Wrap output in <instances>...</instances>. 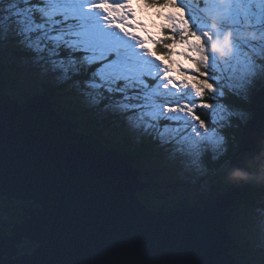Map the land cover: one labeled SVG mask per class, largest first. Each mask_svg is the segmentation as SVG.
Instances as JSON below:
<instances>
[{
	"label": "snow or ice",
	"instance_id": "6c2138e0",
	"mask_svg": "<svg viewBox=\"0 0 264 264\" xmlns=\"http://www.w3.org/2000/svg\"><path fill=\"white\" fill-rule=\"evenodd\" d=\"M9 42L197 171L234 168L226 130L245 142L264 132V0H0V44ZM25 231L0 237V251Z\"/></svg>",
	"mask_w": 264,
	"mask_h": 264
},
{
	"label": "water",
	"instance_id": "95a60500",
	"mask_svg": "<svg viewBox=\"0 0 264 264\" xmlns=\"http://www.w3.org/2000/svg\"><path fill=\"white\" fill-rule=\"evenodd\" d=\"M5 86L0 75V196L28 204L10 225L11 232L23 224L25 238L0 251L3 264H242L232 253L238 244L229 209L252 190L249 181L229 185L203 206L150 208L139 192L151 184L135 156L82 131L45 94L22 101ZM263 134L256 128L245 142L240 133L233 163L246 152L258 157ZM24 240L35 247L22 252Z\"/></svg>",
	"mask_w": 264,
	"mask_h": 264
},
{
	"label": "trees",
	"instance_id": "16d2710c",
	"mask_svg": "<svg viewBox=\"0 0 264 264\" xmlns=\"http://www.w3.org/2000/svg\"><path fill=\"white\" fill-rule=\"evenodd\" d=\"M27 59L25 54L18 49L13 43L9 42L6 45L0 44V75L3 77V80L6 81L5 89L9 92L12 87L19 86V87H26L22 79V74H20V70L22 69V65L20 64V60ZM34 67V64L32 65ZM36 72L40 75V79L35 80V88L36 90L33 92L27 91L21 88V91L18 92H10L13 96L17 99L24 100L27 96H31L37 93H43L50 100L54 102V108L63 113L65 117L76 121L80 124V129L87 133H94L98 136L102 141L109 146L120 148L122 150H128L136 157L135 167L141 172V178L148 181L151 185L145 190L139 192V197L150 207L157 210H165V209H172L178 207L181 204H188V205H198L203 206L206 203H213L217 200L218 195L227 189V187L231 184H236L239 182H230L229 180L224 181L223 179H216L215 181L209 184L210 190L207 192L206 196H204L201 200L197 202H189L186 198H181L174 204L166 205L160 204L159 206H155L150 203L147 195L150 191H157V187L160 186L158 180L149 176V171L146 167L140 163L143 160H149L154 157H159L162 154V148L158 147L155 143L147 139H140L137 136L133 137L134 140L129 139L128 130H124V133L121 134L120 127L121 123L126 127L124 121L111 113L103 112L99 109H94L88 107L80 97L77 91L72 89L68 85H61L57 82H54L50 77L46 76L43 71L37 67ZM39 77V76H38ZM42 79V80H41ZM22 85V86H21ZM38 88V90H37ZM204 111V110H199ZM202 118H204L202 116ZM113 122H112V120ZM112 122V123H111ZM115 123V124H114ZM115 129H112L111 125ZM118 124L120 127H118ZM122 128V127H121ZM127 129V128H126ZM113 132V133H112ZM241 130L238 128H230L226 130L224 133L228 140V153L224 159H231L234 153L237 151V144L240 139ZM117 135V138L113 139L111 136ZM233 135V136H232ZM128 140V141H127ZM258 147L264 148V145L260 144ZM165 162H168L165 160ZM170 166V163L167 165ZM208 166L212 170L220 169L221 166L217 163L208 162ZM242 182V181H240ZM251 185L253 186L252 190L249 191L248 195L243 199L236 200L235 204L229 209L232 213L236 210L237 204H255V205H264L260 203H256L255 200L251 198L252 193L255 192L257 189V183L255 184L252 180H249ZM264 191V188L261 189ZM262 198V197H259ZM3 203L0 200V207H5V213L9 215V221L12 223L21 221L23 218V210L21 209L23 205V201H16V200H9L4 201ZM263 202V201H262ZM232 218V217H231ZM7 221V220H6ZM11 223V224H12ZM231 219L229 221L228 227L232 232L231 226ZM233 234V233H232ZM234 238L235 235L233 234ZM236 239V238H235ZM238 246L232 249V253L236 256V258L242 264H254L252 257L248 255L251 253V250L255 247L253 243L248 240L241 241L236 239ZM31 242V241H30ZM31 246H34L32 242ZM31 247V251L33 248ZM264 250V248H263Z\"/></svg>",
	"mask_w": 264,
	"mask_h": 264
},
{
	"label": "rangeland",
	"instance_id": "374dc122",
	"mask_svg": "<svg viewBox=\"0 0 264 264\" xmlns=\"http://www.w3.org/2000/svg\"><path fill=\"white\" fill-rule=\"evenodd\" d=\"M20 64L22 65V69L19 73L22 74V79H24L23 82L26 87L22 85V87L14 86L9 92H18V90L21 91V88L30 92L35 91V83H37L35 80L41 78L38 72H36L37 67L32 66L33 63L26 58L20 60ZM111 127L112 129L116 128L115 125L114 127L111 125ZM118 127H120L119 124ZM121 127V134L124 133V130H128L122 123ZM111 137L115 139L117 135L115 134ZM128 137L132 142V140H134L133 137H136V135L130 132V134L128 133ZM260 144L264 145V134L259 140L258 146ZM126 151L129 152L128 150ZM129 153L134 156L131 152ZM162 154L160 158H152L151 156V159L140 162L143 167H146L150 172L149 176L158 180L160 183V186L157 187V191H150L147 195L150 203L155 206H159L160 204L169 206L176 203L181 198H186L189 202H197L206 196L207 192L210 190L209 184L211 182L218 178L224 181L228 180L227 173L231 168L221 167L220 169L212 170L208 166L207 171H197L192 167L186 166L179 154H176L173 158L172 153L164 149L162 150ZM256 157L255 153L246 152L241 156L235 157L236 161L233 163V167L243 168L246 171L256 173L258 170V163L250 166V162L254 161ZM165 160L168 162H165ZM169 163L170 166H167ZM252 181L255 184L257 183V185H255L257 189L252 193L251 198L255 200L257 204H264V191L261 190L264 188V181ZM3 203L5 202L3 201ZM23 204H25L24 201ZM5 207V205L0 207V220L4 221L9 218V215L4 211ZM258 209H264V205H250L248 203L237 204L236 210L233 212L231 218V226L232 233L235 235L236 239L241 241L248 240L255 246L251 250V253H248V255L252 257L254 264H264V214L257 211ZM22 252H25V250L22 249Z\"/></svg>",
	"mask_w": 264,
	"mask_h": 264
},
{
	"label": "clouds",
	"instance_id": "9594fccd",
	"mask_svg": "<svg viewBox=\"0 0 264 264\" xmlns=\"http://www.w3.org/2000/svg\"><path fill=\"white\" fill-rule=\"evenodd\" d=\"M256 163H258V170L256 173L246 171L243 168L234 167L228 171L227 179L230 182H240V181H249V180L264 181V151H262L260 155L255 158L254 161L250 162V166Z\"/></svg>",
	"mask_w": 264,
	"mask_h": 264
},
{
	"label": "flooded vegetation",
	"instance_id": "af4514ba",
	"mask_svg": "<svg viewBox=\"0 0 264 264\" xmlns=\"http://www.w3.org/2000/svg\"><path fill=\"white\" fill-rule=\"evenodd\" d=\"M12 198H8V197H5V196H0V200L3 202V201H9L11 200ZM14 200V199H13ZM16 201H21V200H16ZM11 221H9V219H7V221H4V220H0V232L1 233H5V234H8V233H11L10 232V225H11ZM31 244L32 242H30L29 240H24L21 244H20V247L22 249L25 250V252L27 250H30L31 249ZM35 247V246H33ZM32 247V248H33Z\"/></svg>",
	"mask_w": 264,
	"mask_h": 264
},
{
	"label": "bare ground",
	"instance_id": "6f19581e",
	"mask_svg": "<svg viewBox=\"0 0 264 264\" xmlns=\"http://www.w3.org/2000/svg\"><path fill=\"white\" fill-rule=\"evenodd\" d=\"M33 95H34V94H33ZM232 136H233V135H232ZM24 203H25V204H23L22 207H24V206H26V205L28 204V202H25V201H24ZM22 207H21V209H22ZM29 241L33 242V240H29ZM33 243H34V242H33Z\"/></svg>",
	"mask_w": 264,
	"mask_h": 264
}]
</instances>
